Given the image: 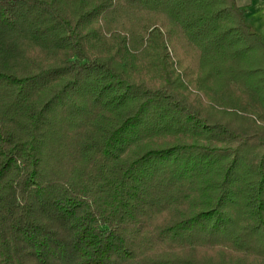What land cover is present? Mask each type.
<instances>
[{"label":"trees","instance_id":"1","mask_svg":"<svg viewBox=\"0 0 264 264\" xmlns=\"http://www.w3.org/2000/svg\"><path fill=\"white\" fill-rule=\"evenodd\" d=\"M247 13L0 0V264H264Z\"/></svg>","mask_w":264,"mask_h":264},{"label":"crops","instance_id":"2","mask_svg":"<svg viewBox=\"0 0 264 264\" xmlns=\"http://www.w3.org/2000/svg\"><path fill=\"white\" fill-rule=\"evenodd\" d=\"M239 1V0H238ZM248 4L242 6L248 7L247 17L254 28L262 35L264 39V0H247Z\"/></svg>","mask_w":264,"mask_h":264},{"label":"rangeland","instance_id":"3","mask_svg":"<svg viewBox=\"0 0 264 264\" xmlns=\"http://www.w3.org/2000/svg\"><path fill=\"white\" fill-rule=\"evenodd\" d=\"M239 1H241L240 3H242L244 5L248 4V1L247 0H239Z\"/></svg>","mask_w":264,"mask_h":264}]
</instances>
